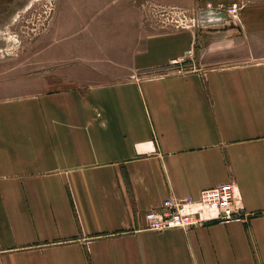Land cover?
<instances>
[{
    "label": "crops",
    "instance_id": "0c3cea01",
    "mask_svg": "<svg viewBox=\"0 0 264 264\" xmlns=\"http://www.w3.org/2000/svg\"><path fill=\"white\" fill-rule=\"evenodd\" d=\"M254 36L251 60L170 72L193 36L157 34L126 78L0 99V264H264V34ZM230 181L243 217L147 227L145 212L168 197L198 200Z\"/></svg>",
    "mask_w": 264,
    "mask_h": 264
},
{
    "label": "rangeland",
    "instance_id": "374dc122",
    "mask_svg": "<svg viewBox=\"0 0 264 264\" xmlns=\"http://www.w3.org/2000/svg\"><path fill=\"white\" fill-rule=\"evenodd\" d=\"M234 6L224 23L199 24L201 9ZM181 30L193 36L190 57L170 72L251 60L264 0H0V99L126 78L154 35ZM214 47L224 50L207 56Z\"/></svg>",
    "mask_w": 264,
    "mask_h": 264
},
{
    "label": "built area",
    "instance_id": "2783aa9c",
    "mask_svg": "<svg viewBox=\"0 0 264 264\" xmlns=\"http://www.w3.org/2000/svg\"><path fill=\"white\" fill-rule=\"evenodd\" d=\"M224 11L228 19L238 12V7L234 6ZM195 204L198 208L193 209L191 205ZM202 209L213 215L204 216ZM244 210L237 186L230 181L202 191L198 200L190 196H170L164 200L161 207L146 211L145 218L149 229L163 231L181 228L187 230L211 219L230 220L243 217L246 215Z\"/></svg>",
    "mask_w": 264,
    "mask_h": 264
},
{
    "label": "water",
    "instance_id": "95a60500",
    "mask_svg": "<svg viewBox=\"0 0 264 264\" xmlns=\"http://www.w3.org/2000/svg\"><path fill=\"white\" fill-rule=\"evenodd\" d=\"M227 17L228 15L224 10L214 8L201 9L198 14V20L201 26L222 24L226 21Z\"/></svg>",
    "mask_w": 264,
    "mask_h": 264
},
{
    "label": "bare ground",
    "instance_id": "6f19581e",
    "mask_svg": "<svg viewBox=\"0 0 264 264\" xmlns=\"http://www.w3.org/2000/svg\"><path fill=\"white\" fill-rule=\"evenodd\" d=\"M206 212V211H205Z\"/></svg>",
    "mask_w": 264,
    "mask_h": 264
},
{
    "label": "flooded vegetation",
    "instance_id": "af4514ba",
    "mask_svg": "<svg viewBox=\"0 0 264 264\" xmlns=\"http://www.w3.org/2000/svg\"><path fill=\"white\" fill-rule=\"evenodd\" d=\"M17 1V0H16Z\"/></svg>",
    "mask_w": 264,
    "mask_h": 264
}]
</instances>
